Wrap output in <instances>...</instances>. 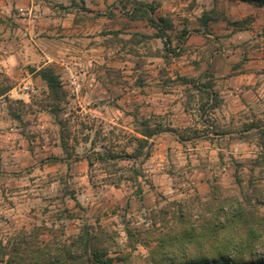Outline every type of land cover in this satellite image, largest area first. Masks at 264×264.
<instances>
[{
  "label": "rangeland",
  "instance_id": "rangeland-1",
  "mask_svg": "<svg viewBox=\"0 0 264 264\" xmlns=\"http://www.w3.org/2000/svg\"><path fill=\"white\" fill-rule=\"evenodd\" d=\"M102 1L41 2L44 18L54 25L51 37L69 39L81 25L79 38L96 29L106 50L94 60L63 61L85 74L77 99L67 96L59 60L42 67L58 75V97L46 86L33 96L34 108L9 105L15 120L34 111L41 116L27 130L15 126L21 137L14 150L26 156L19 168L0 170L2 243L33 226L66 241L87 224L114 231L124 252L146 256L154 244L128 238L126 230L133 234L150 225L147 217L169 202L206 199L212 191L241 198L252 184L264 187V52L253 51L261 45L246 39L224 47L219 40L222 27L235 31L249 24L250 16L239 17L247 10L226 4L240 1ZM138 3L155 8L150 17L158 25L160 18L172 25L163 31L165 47L158 30L140 17L146 9ZM197 38L206 40L197 44ZM222 48L233 56L215 59L213 49ZM257 59L258 66L250 64ZM242 69L262 76L254 84L235 82L229 74ZM181 77L198 86L183 84ZM202 85L217 94V105ZM144 129L154 134L143 138ZM256 252L264 256V248Z\"/></svg>",
  "mask_w": 264,
  "mask_h": 264
},
{
  "label": "trees",
  "instance_id": "trees-1",
  "mask_svg": "<svg viewBox=\"0 0 264 264\" xmlns=\"http://www.w3.org/2000/svg\"><path fill=\"white\" fill-rule=\"evenodd\" d=\"M235 1L264 6V0ZM138 4L146 9L145 16L140 17L158 30L155 36L165 47L168 38L163 31L172 25L161 18L162 26L158 25L150 17L155 8ZM207 20L203 19L204 25ZM37 74L52 97H58V75L50 67ZM180 81L198 86L190 78L181 77ZM201 89L217 105V94L211 87L202 85ZM153 134V130L144 129L141 136L149 138ZM97 158L104 162L106 156L100 153ZM259 207L264 208V187L253 184L241 198L212 191L206 199L171 201L147 217L150 225H142L133 234L126 230L128 238L139 236L141 241L154 244L146 256L124 252L116 233L101 226L82 225L66 241L56 235L47 238L46 227L33 226L16 231L6 243L0 241V264H111L114 259L119 264H264V256L256 252L257 247L264 248V213ZM111 253L119 255L113 259Z\"/></svg>",
  "mask_w": 264,
  "mask_h": 264
},
{
  "label": "crops",
  "instance_id": "crops-1",
  "mask_svg": "<svg viewBox=\"0 0 264 264\" xmlns=\"http://www.w3.org/2000/svg\"><path fill=\"white\" fill-rule=\"evenodd\" d=\"M42 1L0 0V170L6 172L19 168L21 156H26V152L23 155L22 152L14 150L17 138L21 137V134L18 135L14 132L16 130L15 126L18 125L20 128L27 130L28 122L32 124L34 118L38 121L39 116H41L39 112L34 111V114H21L19 119L15 120L8 110L9 105L20 104L21 107L26 109L35 107L33 96L46 90L45 82L36 74L40 68L52 63L56 64V61L59 60L71 63L82 59L94 60V54L106 50V43L103 41L105 37L97 34L96 29L93 30L91 27L92 30L89 33H84L86 35L90 34L89 38H79V32H82L81 25L75 27L69 33L74 35L69 39L56 40L51 37L54 35L51 30L54 25H51V21L44 18ZM100 1L102 5L103 1ZM143 1L151 2V0ZM226 4L247 10L245 14L239 16L240 18H249L248 16L251 18L246 28L237 26L235 31L234 29L225 31V27H222L224 29L221 30L220 35L222 37L219 40L223 43V47L229 45L230 42L237 46L244 42L242 40L246 39L253 46L260 44V48L253 51L263 53L264 6L245 2H228ZM163 7L167 8L166 5ZM230 14L234 16L233 11ZM228 16L230 17V15ZM206 36L210 37L209 35ZM197 39L199 40L196 41L197 44H202L206 40L204 38ZM84 40L86 43H83ZM191 40H188L187 44H191ZM213 50H216L213 56L215 59H221L222 56L226 59V54L232 55L229 49ZM261 62L258 59L251 60L250 64L258 66ZM29 68L35 70L30 71ZM214 74L222 75L221 72L217 71ZM229 75L235 77V82L239 80L243 84H254L257 80H260L258 78L262 76V73L248 72L242 69L234 75L232 73ZM25 83H30L35 89V93L24 91L22 86ZM241 108H245V106Z\"/></svg>",
  "mask_w": 264,
  "mask_h": 264
},
{
  "label": "built area",
  "instance_id": "built-area-1",
  "mask_svg": "<svg viewBox=\"0 0 264 264\" xmlns=\"http://www.w3.org/2000/svg\"><path fill=\"white\" fill-rule=\"evenodd\" d=\"M60 61V66L62 68L60 80L64 85L67 96L72 99H77L83 90L85 74L74 64L65 63L62 60ZM22 89L26 92L35 93V89L30 83H25Z\"/></svg>",
  "mask_w": 264,
  "mask_h": 264
}]
</instances>
